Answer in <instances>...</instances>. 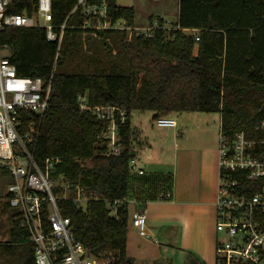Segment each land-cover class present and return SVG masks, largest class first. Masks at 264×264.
Here are the masks:
<instances>
[{
	"label": "trees",
	"instance_id": "1",
	"mask_svg": "<svg viewBox=\"0 0 264 264\" xmlns=\"http://www.w3.org/2000/svg\"><path fill=\"white\" fill-rule=\"evenodd\" d=\"M36 1L10 0L7 13L31 14ZM78 1L52 0L56 32L66 24L59 52L42 28H9L0 34V44L10 47L17 76L39 78L46 84L58 54L36 157L61 159L54 176H63L96 198L85 210L71 199L58 201L62 215L71 220L75 238L108 264H134L127 253L129 199L134 181L144 185L149 180L130 168L137 141L132 113L152 112L155 120L178 113H219L221 130L229 137L244 131L248 139L263 141L264 132L257 127L264 122V0H179L174 29L163 30L159 20L162 29L152 38L133 36L129 42L126 32L83 29L82 10L73 12ZM103 1L108 22L135 25L133 7L119 6L117 0L89 3ZM83 95L90 107L117 106L126 111L127 121L120 125L124 151L119 157L106 155L102 135L107 123L80 110L78 98ZM19 120L39 122L35 114L24 112ZM257 154L264 161V145L257 146ZM0 171L9 178L7 171ZM3 211H11L8 200ZM11 221L9 239L0 243V264H35L28 232L17 215Z\"/></svg>",
	"mask_w": 264,
	"mask_h": 264
},
{
	"label": "built area",
	"instance_id": "2",
	"mask_svg": "<svg viewBox=\"0 0 264 264\" xmlns=\"http://www.w3.org/2000/svg\"><path fill=\"white\" fill-rule=\"evenodd\" d=\"M10 3L0 0V34L9 28H42L46 30L47 40L57 43L59 52L66 24L60 27V33L56 32L52 0H37L31 14H8ZM78 9L82 10L83 29L126 32L128 42L133 36L152 38L162 29L158 21L141 28L129 27L124 20L111 24L107 21L105 1L92 5L89 0H79L73 12ZM172 29L163 28L168 32ZM93 35L96 37V32ZM10 57V47L0 44V169L7 171L11 179L7 189L10 208L16 211L21 227L28 232L35 264H102L75 238L70 218L62 215L58 205L62 199H71L85 210L96 198L85 195L63 176H54L61 159L41 161L36 157L39 128L50 105L58 54L47 84L39 78L17 76ZM78 102L81 111L91 112L107 123L102 135L107 143L106 155L119 157L124 151L120 125L127 121L126 111L117 106L90 107L86 95L79 96ZM20 112L35 114L39 122L22 123ZM156 125L177 127L170 117L156 119ZM257 130L264 132V122ZM259 145H264V140L248 139L244 131L232 138L220 131L216 230L223 237L217 242L215 264H264V161L257 154ZM130 168L133 173L144 175L135 158L130 160ZM171 197L170 192H162L159 201L167 202ZM146 225L145 210L136 208L131 226L140 236L148 237Z\"/></svg>",
	"mask_w": 264,
	"mask_h": 264
},
{
	"label": "crops",
	"instance_id": "3",
	"mask_svg": "<svg viewBox=\"0 0 264 264\" xmlns=\"http://www.w3.org/2000/svg\"><path fill=\"white\" fill-rule=\"evenodd\" d=\"M185 114L190 117H183ZM195 114L184 113L178 121L174 119L176 128H167L174 131V141L179 143L171 154L165 148V137L155 135L154 130L148 134L150 129L143 131L142 141L135 143V159L141 165L138 168L149 182L140 185L138 179L134 181L129 199L127 253L134 264L216 262L219 141L208 137L209 142L196 149L189 144L191 119L207 120ZM138 147L147 149L142 155L145 165L137 159ZM163 191L172 195L167 202L157 200ZM140 206L146 212L148 237L140 236L131 226L132 215Z\"/></svg>",
	"mask_w": 264,
	"mask_h": 264
},
{
	"label": "rangeland",
	"instance_id": "4",
	"mask_svg": "<svg viewBox=\"0 0 264 264\" xmlns=\"http://www.w3.org/2000/svg\"><path fill=\"white\" fill-rule=\"evenodd\" d=\"M117 4L122 7H133L135 9V24L140 28L144 27L145 24L153 23L155 21L159 22V20H162L163 28L172 29L175 28V25L178 21L179 0H117ZM83 41L86 44L85 35L83 36ZM96 48L97 47H95V49ZM86 52L89 54H92L94 52L96 53L95 50H86ZM97 59L98 58L96 57L93 64L97 61ZM76 61L80 62V59L76 57ZM88 62V68L92 70L93 65L91 59H89ZM183 114L184 113L173 114L171 118L178 121L180 116ZM195 115H200V117H207V120H198L196 118L191 119L189 128L190 131L188 132L189 144L196 149L199 148L200 145L207 144L206 142H209L208 137H217L219 141L221 130V115L219 113H197ZM188 116V114H185V116L183 117ZM131 125L133 132L136 135L137 142L142 141L141 134H143V131L150 129L146 132L147 134L154 130L153 132L155 133V135L158 134V136L162 135L165 137V140L167 142L165 148L168 150L169 154L173 153L174 149H176V144H179L177 141H174V139L176 138H174V131L172 129L160 128L156 125L154 113L152 112H134L131 116ZM137 149L139 152L137 159L138 161L140 160V162H143V164L145 165V161L143 160L142 155L144 149L145 151H147V149L144 148L141 150L140 147H138ZM155 157L156 156L154 155V158ZM137 166H141L139 162L137 163ZM10 181L11 179L7 176H4L0 171V243H5L9 239V230L12 225L11 217L12 215H16V211L12 209L10 212L3 211V204L7 200L6 195ZM222 237L223 235L219 234V239H221ZM100 261L102 264H108V260Z\"/></svg>",
	"mask_w": 264,
	"mask_h": 264
},
{
	"label": "water",
	"instance_id": "5",
	"mask_svg": "<svg viewBox=\"0 0 264 264\" xmlns=\"http://www.w3.org/2000/svg\"><path fill=\"white\" fill-rule=\"evenodd\" d=\"M133 155H135V153H133Z\"/></svg>",
	"mask_w": 264,
	"mask_h": 264
}]
</instances>
